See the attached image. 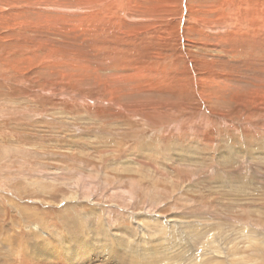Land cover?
Here are the masks:
<instances>
[{
    "label": "rangeland",
    "instance_id": "374dc122",
    "mask_svg": "<svg viewBox=\"0 0 264 264\" xmlns=\"http://www.w3.org/2000/svg\"><path fill=\"white\" fill-rule=\"evenodd\" d=\"M235 263L264 264V0H0V264Z\"/></svg>",
    "mask_w": 264,
    "mask_h": 264
},
{
    "label": "bare ground",
    "instance_id": "6f19581e",
    "mask_svg": "<svg viewBox=\"0 0 264 264\" xmlns=\"http://www.w3.org/2000/svg\"><path fill=\"white\" fill-rule=\"evenodd\" d=\"M31 230H32V229H31ZM229 241H230V239H229ZM229 241L227 240V242H229ZM255 243H256V241H255ZM235 244H236V243H235ZM232 246H233V245H232ZM222 247H223V246H222ZM230 247H231V246H229L228 248H230ZM226 249H227V248H226ZM232 249H233V248H232ZM227 250H228V249H227ZM229 251H230V250H229ZM229 251H228V252H229ZM34 252H35V251H34ZM220 252H221V251H220ZM230 253H231V252H230ZM224 255H225V254H224ZM224 255H223V256H224ZM228 255H230V254H228ZM233 255H236V253L232 254V257H234ZM226 257H227V255H226ZM39 259H40V258H39ZM227 259H228V258H227ZM234 259H235V258H234ZM42 260H43V258H42ZM235 260H236V259H235ZM43 261H45V260H43ZM239 261H240V260H239ZM40 262H41V261H40ZM40 262H39V263H40ZM235 262H236V261H235ZM225 263H227V262H225ZM236 263H237V262H236ZM236 263H235V264H236ZM245 263H246V262H245Z\"/></svg>",
    "mask_w": 264,
    "mask_h": 264
}]
</instances>
